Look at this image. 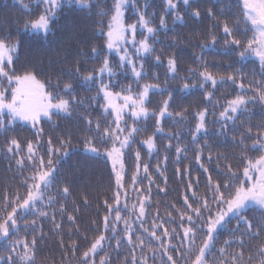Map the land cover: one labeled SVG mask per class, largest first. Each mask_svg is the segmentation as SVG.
<instances>
[{
  "label": "snow or ice",
  "instance_id": "6c2138e0",
  "mask_svg": "<svg viewBox=\"0 0 264 264\" xmlns=\"http://www.w3.org/2000/svg\"><path fill=\"white\" fill-rule=\"evenodd\" d=\"M17 4L30 16L23 23L24 33L44 39L54 32L66 5L89 12L99 7L94 0H36L39 11L33 15L29 0H17ZM181 4L194 19H201L198 0H164L165 13L174 12L175 21L183 23ZM130 6L135 22L126 19ZM237 6L240 11L236 24L244 25L246 38L243 40L227 19L218 18L211 7L205 10L224 34V49H217V36L210 31L206 42L202 41L199 46L200 54L195 57L198 67L187 70L196 80L190 82L184 78L181 81L183 91H189L198 83L208 106L194 113V127L190 130L192 149L183 145L179 133H167L169 143L165 147L175 152L176 175L184 188L180 206L172 203L163 217L158 207H152V191L153 187L160 191L166 188L155 183L149 164L143 162L135 145L144 146L149 158L154 153L159 154L157 134L165 135V118L177 123L188 120L186 108L176 112L170 110L172 91L161 88L158 75L151 77L155 82H149L145 70L144 57L153 56L155 62L160 63L152 42L160 29L167 30L166 15L159 17L158 29L147 12L148 5L141 10L136 0H111L107 10L97 12L101 18H107L106 24L103 19L98 21L107 54L93 45L91 55L102 57L100 65L82 72L77 64L70 73L89 90L95 89L96 95L87 104L83 98H78L71 80L57 81L53 85L50 80L42 79L34 68L18 71L15 65L19 60L21 40L0 36V134L8 136L4 151L15 164L21 185L11 194L6 191L0 199V264H38V244L46 235L41 220L52 224L60 236V247L74 258L62 264H264V120L255 125L251 123L252 107L258 104L264 109V0H238ZM138 31L140 39H137ZM173 46L178 45L174 42ZM113 52L119 57L118 67L126 70L125 74L130 71L135 90L131 84L119 87L113 82L118 75L109 59ZM206 53L234 54L238 64L255 57L262 70L260 79L255 74L249 78L243 67L231 65V70L225 74L214 73L209 68ZM178 60L176 53L167 58V72L173 80L179 75ZM228 85L239 91L221 103L215 91L218 86ZM150 93L167 98L157 109H152ZM94 102H98L104 123L92 118L91 113L78 111L83 106L87 112ZM216 105H219L218 113H210L209 107ZM210 115L216 117L218 125L212 135L225 140L230 138L240 149L238 164L234 165L227 155L214 152L208 145ZM74 116L82 119L85 125L86 132L80 138L83 151L105 157L114 176L112 197L103 200L105 213L99 227L94 229L91 239L81 234L86 241L83 247L72 235L67 242L62 235L65 215L71 222V229L79 233L77 217L67 213L64 204L58 207L60 221L55 211H49L57 203L56 195L65 200L71 197L67 184L57 187V163L58 159L70 154L73 137L68 134L54 141L51 136L45 137L42 126L43 121L55 123L54 118ZM149 119L155 121L154 131L138 139L141 133L148 132L146 127L138 125ZM20 124H27L34 130L35 140L22 141L9 135ZM201 139L205 140L204 144L200 143ZM172 140L177 141L175 146ZM133 149L135 167L129 174L126 155L132 154L130 150ZM190 150L194 151V162L205 177L203 189L199 175L193 177L190 167H180L182 157L187 158ZM167 161L165 155L163 161L156 164V172L163 177L165 185L168 182ZM210 164H214L215 169L207 166ZM9 167L11 169V163ZM53 188H56L55 194ZM84 203L87 204L86 197ZM253 207L260 211V220L249 217L248 212ZM73 211H79L78 207ZM225 232L228 238L222 240ZM113 253H116L115 258Z\"/></svg>",
  "mask_w": 264,
  "mask_h": 264
},
{
  "label": "trees",
  "instance_id": "16d2710c",
  "mask_svg": "<svg viewBox=\"0 0 264 264\" xmlns=\"http://www.w3.org/2000/svg\"><path fill=\"white\" fill-rule=\"evenodd\" d=\"M30 6L33 8V15L39 9L36 6V0H29ZM94 3L99 5L98 8H93L91 12L81 10L77 6H65L54 32L46 39L34 37L31 34L24 33L23 23L29 19L30 16L17 4V0H0V36H10L12 41L17 39L21 40L22 47L19 55V60L16 62L18 71L26 68H34L41 74V78L50 80L53 85L57 81L71 80L77 92L78 98H83L87 102L91 97L96 95L93 88L89 90L82 81L77 80L74 76L70 75L71 70L77 64L83 72L86 69H93L100 65L101 58L93 57L91 55V47L94 45L99 52L107 54L104 49V37L99 34L98 21L103 19L107 23V18H101L97 15L100 9L107 10L111 6V0H94ZM137 6L144 10V5L147 4V12L153 18L154 26L159 29V17L166 15L168 28L167 30L160 29L158 37L153 41L155 55L160 56V63L157 64L153 56L144 58L145 70L149 74V82L151 77L155 74L159 76V83L161 88L171 90L173 101L171 103V111L176 112L187 109L186 115L188 120L186 122L177 123L176 120L165 118L164 127L165 135L157 134V146L159 154H153L150 158L147 155V150L144 146L137 143L135 148H139L144 163L149 164V171L152 173V178L160 188H166V191H160L153 187L152 191V207H158L160 214L163 217L165 210L169 208L172 203L177 206L181 204V193L183 191V184L176 175V158L174 150L166 149L169 143L167 133H179L181 142L189 149L193 148L191 143V128L194 127V113L202 107L208 106V102L204 98L203 90L197 83L195 87L189 91H183L181 88V81L187 78L190 82L195 81L194 76L188 75L189 67H198L195 57L200 54V44L202 41L207 40L210 31H214L217 36V49L222 51L224 49L223 32L218 26L217 21H214L206 14V9L211 7L215 11L217 17H223L228 20L229 24L235 26L236 35L240 39H245L243 23L237 25L236 21L239 18L238 0H198L197 6L200 7L202 16L200 20L194 19L189 10L185 9L181 4L180 11L184 15V22L180 23L175 21V13H165L164 0H136ZM223 9V12H221ZM126 19L129 22H135L136 17L133 11L130 10L126 13ZM178 46L174 47L173 43ZM176 53L179 57V75L173 80L167 72L166 64L167 58L170 54ZM209 64V68L214 73L225 74L230 71V65L233 68L243 67L245 73L249 78L253 74L257 79H260V72L262 71L259 66V61L253 57L238 64V57L236 55L225 56L219 53L205 54ZM117 77L114 83H118L119 87H126L131 84L135 90L136 85L133 82L130 71L125 74L126 70H121L118 67L119 57L111 54L109 57ZM119 87L116 90H119ZM60 89H57L59 91ZM239 90L233 86L219 87L215 91L218 99L231 98ZM166 95L159 93H150V107L157 109L162 102L166 99ZM78 111L84 114L91 113L92 118L100 119L104 123L101 110L98 107V102H94L93 106L87 108L84 112L82 106ZM219 111V105L209 107V112ZM264 109L258 104L251 109L253 125L259 124L264 120L262 115ZM243 119V118H242ZM55 123L50 121H43L42 126L45 130V137L51 136L55 141L58 137L71 134L73 137V148L67 157L58 159V182L57 187H62L67 184L70 187L71 197L67 200L63 199L61 195H56L57 203L49 211H55L57 221L61 220V215L58 211L60 204H64L67 213L77 217V224L79 225V233L75 229H71V222L67 220V215L63 217L62 221V235L67 242L70 235L76 238L81 247L86 244L81 238V234H86L89 239L95 234L94 229L99 227L101 218L105 213L103 205L104 199L111 200L114 188V176L111 173L110 162L103 156H95L91 153H86L80 144V138L85 134L86 129L82 119L79 117L73 118H54ZM216 117L209 116V129L210 135L207 138L208 145L211 146L214 152H219L227 155L230 161L236 165L239 163L238 156L240 149L235 147L230 140H225L223 137H216L212 135L218 125L215 124ZM155 121L149 119L146 123L138 125L139 127H146L147 133H141L138 139L143 138L145 135L151 134L154 131L153 125ZM240 129V126H237ZM242 130V129H240ZM15 135L24 140H35L34 130L24 124L16 127ZM8 136L0 134V199L7 191L11 194L15 189L20 188V177L16 171L15 164L10 162L4 151ZM171 143L175 146L176 140ZM201 144L205 143L204 139L200 140ZM45 150L41 146V153ZM132 154L126 155V166L130 174L135 167L134 149L130 150ZM167 155V167L165 175L167 176V185L163 183V177L156 172V164L158 161L162 162L163 157ZM194 151L190 150L187 158L181 159V169L190 167L192 169L193 177L200 176V188L203 189L205 177L202 170L194 162ZM11 163V169H10ZM211 169H215L214 164L207 165ZM161 168H164L161 163ZM215 175V172L213 173ZM143 180V174L140 177ZM127 182V176H126ZM146 184L147 181L144 180ZM56 193V188L52 189ZM87 198V204L84 203V198ZM78 207L79 211L74 212L73 208ZM175 215V213H173ZM248 215L254 220L262 218L258 208L253 207L249 210ZM31 218V217H30ZM95 221V224L93 223ZM45 231V239L38 244L37 259L38 264H62V261L73 260L74 258L64 253L58 241L60 236L57 235L49 221L41 220ZM235 223V222H234ZM147 226V225H146ZM175 226V225H173ZM71 229V230H70ZM228 235L225 232L221 239H227ZM252 243H256L253 241ZM79 253H77V256ZM116 253H113L115 258Z\"/></svg>",
  "mask_w": 264,
  "mask_h": 264
},
{
  "label": "rangeland",
  "instance_id": "374dc122",
  "mask_svg": "<svg viewBox=\"0 0 264 264\" xmlns=\"http://www.w3.org/2000/svg\"><path fill=\"white\" fill-rule=\"evenodd\" d=\"M141 37H140V35H139V31H138V34H137V39H140ZM112 54H115V55H117L115 52H113ZM118 56V55H117ZM145 58V57H144ZM143 58V59H144ZM253 58H255V57H253ZM255 59H257V58H255ZM258 60V59H257ZM24 125H27V124H24ZM29 126V125H28ZM142 175V174H141ZM130 196H131V193H130ZM121 227H122V225H121Z\"/></svg>",
  "mask_w": 264,
  "mask_h": 264
}]
</instances>
